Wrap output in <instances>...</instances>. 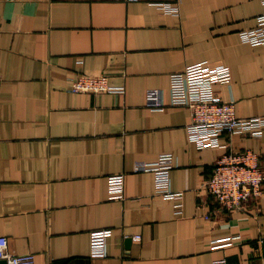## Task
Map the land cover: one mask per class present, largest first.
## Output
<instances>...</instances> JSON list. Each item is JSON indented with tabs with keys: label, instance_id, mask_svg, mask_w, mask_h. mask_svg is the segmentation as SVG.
<instances>
[{
	"label": "crops",
	"instance_id": "crops-1",
	"mask_svg": "<svg viewBox=\"0 0 264 264\" xmlns=\"http://www.w3.org/2000/svg\"><path fill=\"white\" fill-rule=\"evenodd\" d=\"M262 13L260 0H0V236L10 249L30 264H264V193L220 206L204 184L225 150L191 142L190 109L170 103L171 75L210 60L233 74L216 94L239 117L264 115V43L239 34ZM81 74L125 91L74 92ZM150 88L163 109L146 105ZM221 141L258 152L264 168V132ZM164 153L181 205L155 191L153 171L134 169ZM114 173L125 174L120 199L109 195ZM107 227L108 253L95 257L91 231Z\"/></svg>",
	"mask_w": 264,
	"mask_h": 264
},
{
	"label": "built area",
	"instance_id": "built-area-1",
	"mask_svg": "<svg viewBox=\"0 0 264 264\" xmlns=\"http://www.w3.org/2000/svg\"><path fill=\"white\" fill-rule=\"evenodd\" d=\"M264 6V0H260ZM165 12H176V6L168 2L158 3ZM257 26L240 31L243 42L250 44L264 43V13L257 17ZM232 69L229 65L204 60L189 64L181 72H175L170 80V103L186 106L191 111L189 124L190 141L198 147L223 148L224 154L219 158L216 168L205 182L204 188L212 195L220 206L233 210L253 198L264 193V168L260 155L251 148L237 150L229 143H223L224 134H240L249 132L260 136L264 132V115L239 117L234 100L226 101L216 94L217 83L231 84ZM71 90L74 92H124V87L111 85L105 74H81L72 79ZM146 105L153 110H161L166 104L162 92L158 88H150L147 92ZM174 159L170 153H164L153 162L137 161L135 171H153L155 174V191L161 196L177 200L183 198L182 191H174L170 184V171ZM125 174L109 175L108 188L112 199L124 196ZM112 228H97L91 231V253L95 257L106 256L108 239ZM139 239L140 235L134 236ZM0 259L7 264H30L32 254H18L10 249L9 238L0 236ZM213 264H228L225 258L217 259Z\"/></svg>",
	"mask_w": 264,
	"mask_h": 264
},
{
	"label": "water",
	"instance_id": "water-1",
	"mask_svg": "<svg viewBox=\"0 0 264 264\" xmlns=\"http://www.w3.org/2000/svg\"><path fill=\"white\" fill-rule=\"evenodd\" d=\"M0 264H7L6 259H0Z\"/></svg>",
	"mask_w": 264,
	"mask_h": 264
}]
</instances>
